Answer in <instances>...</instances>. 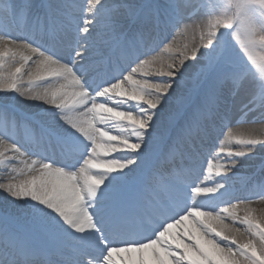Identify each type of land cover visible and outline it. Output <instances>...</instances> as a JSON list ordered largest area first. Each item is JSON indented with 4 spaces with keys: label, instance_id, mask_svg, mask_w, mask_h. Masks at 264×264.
Listing matches in <instances>:
<instances>
[{
    "label": "snow or ice",
    "instance_id": "1",
    "mask_svg": "<svg viewBox=\"0 0 264 264\" xmlns=\"http://www.w3.org/2000/svg\"><path fill=\"white\" fill-rule=\"evenodd\" d=\"M82 11L7 0L0 14V264H264V215L247 206L264 198V130H231L264 125L258 42L237 51L209 0H88L80 27ZM205 17L200 45L167 42ZM225 128L221 152L241 146L229 167L261 161L243 191L224 165L196 183Z\"/></svg>",
    "mask_w": 264,
    "mask_h": 264
},
{
    "label": "rangeland",
    "instance_id": "2",
    "mask_svg": "<svg viewBox=\"0 0 264 264\" xmlns=\"http://www.w3.org/2000/svg\"><path fill=\"white\" fill-rule=\"evenodd\" d=\"M209 2L212 11L211 21L216 25V31H230L231 37H229V39L231 40V43L236 47L237 51H239V46L236 43H242L249 36L256 40L258 42V47L261 49V51H264V45L259 44V40L264 37V0H209ZM238 2H240L241 7H243L242 15L238 20V25L232 26V21L235 16L234 12L237 11L236 9L238 8ZM0 9H2V7H0ZM204 21L207 23L208 18L205 17ZM175 37L176 36H174V40ZM170 39L167 42L170 43ZM241 55L243 54L241 53ZM256 79H259L258 75ZM238 125H241L242 127L245 124H236V126ZM226 132L227 131L225 130L224 135H226ZM240 147L238 148V150L240 149ZM257 155L259 156L264 154L257 153ZM237 160L242 161V158H238ZM243 162L249 166L246 170L251 171L252 169L258 170V165L261 161L257 159L256 163H254L255 160ZM229 169L230 167L228 168V170ZM244 170L245 168L242 165L237 166L236 171H234V178H232V180L235 181L236 178L241 175ZM240 180H238V182ZM236 183L237 182H234L233 185ZM6 202V198L4 197V195H2L0 197V205L3 206ZM261 202H264L263 198H255L252 203H247V205L257 204Z\"/></svg>",
    "mask_w": 264,
    "mask_h": 264
},
{
    "label": "bare ground",
    "instance_id": "3",
    "mask_svg": "<svg viewBox=\"0 0 264 264\" xmlns=\"http://www.w3.org/2000/svg\"><path fill=\"white\" fill-rule=\"evenodd\" d=\"M88 16H89V13H88ZM206 25H207V23L204 21V19H203V21L190 22L187 25H182L179 28L178 33H176L175 40L173 39V41L171 43H173L175 47H179V48H182L185 45H188L189 47L200 45L202 36H204L206 34ZM202 50H203L202 48H198V51H202ZM160 54H161V51L157 55H160ZM163 55L168 56L170 54L164 53ZM172 55L178 56V53H172ZM187 63L192 64L193 61H187ZM147 79H149L150 81H158V80H162V79H167V77H159V76H155V75H150L147 77ZM17 99L23 100V98H21V97H17ZM17 103H21V102L17 101ZM24 103H33V102L24 101ZM123 106H125V105H123ZM109 128L111 130L115 129L112 126ZM252 130H255L257 135H260L262 130H264V125L251 124V125H246V126H242L239 128H235V129L233 128L232 129L233 132L239 133L241 136L247 135ZM223 141H225V138L222 140V142ZM239 147H240V145L237 144L235 142V140H233L231 143H227L223 152H221V147H220L218 153L215 155L218 157H217V160L214 161V163L212 164L213 165L212 171L211 172L207 171L205 178L202 179L200 181V183H212L211 187H215L217 182H222L223 177L225 175V171H224V169H221L220 174L217 175V166L218 165H224L225 167L229 168V165L231 162H230L229 158L227 157L226 153L228 150L235 152L238 150ZM226 160H228V161H226ZM256 161L257 160H255L254 163H256ZM239 165H242L245 168V170L242 172L243 174H249L253 170V169L251 171L246 170L249 166L246 165V163H244V162L242 164L237 163L235 168H230L231 170L227 171V175L230 176L229 172L236 171V168ZM21 166H23V165H21ZM230 177H232V176H230ZM232 182H233V180H231V183ZM2 195H3V193H0V197ZM198 198L201 199V197H198ZM247 206L253 209V214L255 216H257V218H259L261 215H264V202L257 203V204H249Z\"/></svg>",
    "mask_w": 264,
    "mask_h": 264
},
{
    "label": "clouds",
    "instance_id": "4",
    "mask_svg": "<svg viewBox=\"0 0 264 264\" xmlns=\"http://www.w3.org/2000/svg\"><path fill=\"white\" fill-rule=\"evenodd\" d=\"M261 58L264 59V54H261ZM260 78H261L262 80H264V73H261V74H260Z\"/></svg>",
    "mask_w": 264,
    "mask_h": 264
}]
</instances>
